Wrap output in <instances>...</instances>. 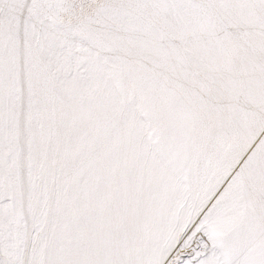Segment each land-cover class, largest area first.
I'll return each mask as SVG.
<instances>
[{"label":"snow or ice","instance_id":"1","mask_svg":"<svg viewBox=\"0 0 264 264\" xmlns=\"http://www.w3.org/2000/svg\"><path fill=\"white\" fill-rule=\"evenodd\" d=\"M0 264H264V0H0Z\"/></svg>","mask_w":264,"mask_h":264}]
</instances>
